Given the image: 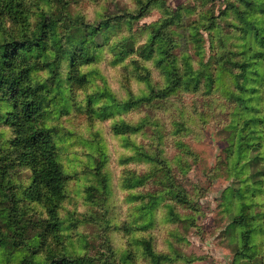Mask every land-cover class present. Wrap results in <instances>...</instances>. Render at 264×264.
I'll list each match as a JSON object with an SVG mask.
<instances>
[{
	"label": "rangeland",
	"instance_id": "obj_1",
	"mask_svg": "<svg viewBox=\"0 0 264 264\" xmlns=\"http://www.w3.org/2000/svg\"><path fill=\"white\" fill-rule=\"evenodd\" d=\"M246 1L19 0L16 17V7L0 15V58L26 43L15 58L28 68L22 86L0 69V264H264V183L253 198L229 162L253 95L241 104L235 84ZM254 1L264 25V0ZM186 61L198 82L160 93ZM260 89L249 106L264 112ZM18 96L33 104L63 173L49 208L28 196L34 175L8 121Z\"/></svg>",
	"mask_w": 264,
	"mask_h": 264
},
{
	"label": "trees",
	"instance_id": "obj_2",
	"mask_svg": "<svg viewBox=\"0 0 264 264\" xmlns=\"http://www.w3.org/2000/svg\"><path fill=\"white\" fill-rule=\"evenodd\" d=\"M246 3L251 5L249 6L250 8L246 10L245 28L243 31L249 35V40L245 42L243 60L240 62L239 66H237L240 70H238L237 74L239 75V79H235V84L243 91L238 97L241 104L245 97V91L248 88L252 90L253 95L251 98H247L243 101L242 107L244 110L248 109V111H246L248 112V117L244 118L237 126L241 133L239 134L238 132L236 134L233 144V147H235L236 160L232 163V159L229 158V162L231 164L230 168L233 169L234 172L232 176L240 178L242 181H245L248 186H252V193H254L252 195H254L253 198H255L256 192H259L258 188L262 189L263 187L264 166L262 169L258 170V173H261L258 174V176H260L258 178L259 180H253L255 175L252 174L251 171L249 173L248 170H250V167L253 166L254 163H258L259 158L261 160V156L258 155L262 153V145L264 144V112H261L255 104H252V106L249 105L251 100H258L261 98L260 87H264V66H260V62L264 60V25L259 24L257 16L251 14L252 8L259 7V4H256L254 0L246 1ZM263 6L259 9L262 10ZM13 7H16V9L11 11H14V17H16L20 8L19 0H0V15H4V11L7 12V9H13ZM142 13L143 4L140 6V9L137 10L136 15L131 13L129 16L133 19V17H141L143 15ZM34 38L40 40L39 35L36 34H33V36L27 40L32 41ZM153 40H155V36H152L150 46H152ZM23 45L25 46L26 43L21 44L14 41L9 45L7 44V48H13V54L9 58L7 56H4L3 59L0 58L1 72L10 80H21V77H23V75L26 76L28 72L27 66L23 63L24 60L17 62L15 58V54L23 48ZM185 59L186 57L184 60ZM158 63H162L161 60H159ZM163 68H165V66ZM163 72L166 75L170 74V70L167 69ZM172 75V79L166 80L168 82V90L166 91L162 88L159 90L160 93L174 91L177 82L184 81V84L187 85L188 82L193 81L196 84L201 78L200 73L193 70L191 63L188 61L182 66V73L177 71ZM22 80L17 81V84L22 86ZM159 92L152 90L149 95ZM15 95L13 98H15ZM18 97L17 100H15L13 113L9 115L8 121H15L16 119V142L23 149L20 158L23 163L26 161L30 164L34 175V182L27 189L28 196H35L37 203L43 204L49 208V204L53 206L59 200L62 191L63 173L55 158L53 145L45 133L35 124L36 111L33 104L25 96ZM127 103L131 102L128 101ZM256 104H258V102ZM254 152L258 153V155L255 154L253 156ZM259 165H261V162ZM42 187L45 188L44 196H41ZM44 198L47 199L46 203ZM233 203L238 204V207H245L246 210L249 209L251 205L242 200L238 202L233 201ZM147 206H149V204H147ZM261 215L262 212H258L256 214H248L247 217L253 221L254 218ZM244 217L243 215L234 216L231 225L237 227L238 222ZM147 253L151 260L155 262H158L160 258L166 257L165 255H157L151 252V250H147ZM74 260L75 258H72V256H62L52 264H78L77 262L73 263L72 261ZM78 260L81 261V258H78ZM81 264H84V262L82 261Z\"/></svg>",
	"mask_w": 264,
	"mask_h": 264
}]
</instances>
